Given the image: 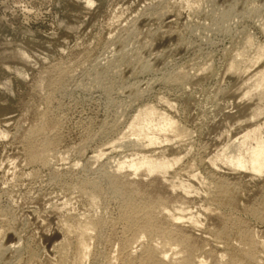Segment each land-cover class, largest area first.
<instances>
[{
  "label": "rangeland",
  "instance_id": "374dc122",
  "mask_svg": "<svg viewBox=\"0 0 264 264\" xmlns=\"http://www.w3.org/2000/svg\"><path fill=\"white\" fill-rule=\"evenodd\" d=\"M231 4L234 0H0V264H56L64 239L71 244L63 264L74 263L76 234L63 225L74 228L90 217L103 226L93 232L95 241L89 239L94 245L84 264H122L114 257L130 236L120 218L123 199L97 170L105 161L115 167L141 157L181 158L166 178L186 173L176 176L186 191L175 194L187 201L182 200L185 213L198 218L192 232L201 231L194 234L208 235L206 209L217 205L208 200L206 185L226 179L240 191L239 206L244 203L235 210L217 205L213 211L224 219L241 217L255 238H264V218L248 210L264 200V174L234 170L220 155L253 128L264 138V84L258 73L264 70V56L240 73L228 71L246 35L264 47V0H239L226 12ZM179 73L189 79L175 80ZM144 108L155 109L188 135L180 140L168 132L169 142L137 145L129 126ZM41 123L47 126L37 142L45 138L53 144L49 164L26 155V134ZM99 148L106 153L101 162L91 158ZM125 169L122 182L138 186L134 196L144 200L157 176ZM173 203L166 205L169 210L178 206ZM233 235L227 237L231 245ZM222 242H213L217 253L229 248Z\"/></svg>",
  "mask_w": 264,
  "mask_h": 264
},
{
  "label": "bare ground",
  "instance_id": "6f19581e",
  "mask_svg": "<svg viewBox=\"0 0 264 264\" xmlns=\"http://www.w3.org/2000/svg\"><path fill=\"white\" fill-rule=\"evenodd\" d=\"M198 1H200V0H198ZM238 1L239 0H234V4L228 5L226 12H231L230 9L232 10L233 7L238 5ZM241 6H243L242 3H241ZM244 7H245V5H244ZM249 7H251V6H249ZM252 7H254V6H252ZM245 8H242V9H245ZM254 8H251L252 11ZM251 9H250V11H251ZM225 14H228V13H225ZM222 17H225V15H223ZM170 23H172V21L169 22V24ZM254 42H255L254 38L251 34L246 35L244 42H243L244 43L243 49L241 48L242 50H240V52H238V53L236 51V53L234 54L235 56L232 57V59L229 62V66H228L229 72H232V74L240 73L242 71V68H244V69L246 68L247 63H249V65H250L251 63L253 64V63H256L258 60L259 61L261 60V58L264 56V47L262 45H260L259 43L255 44ZM250 50L254 51V54L256 55V56L254 55L255 56L254 57L252 55L253 52L251 53V56L254 57V58L253 57L252 58L255 62H252L253 60L250 58L251 56H249ZM246 69H249V67ZM182 73L181 74L179 73L180 75H177L175 77V80L180 81V82H184V81L189 79V74H186V73L182 74ZM258 73L261 74V79H260L262 81L261 84H264V70L258 71ZM173 78H172V80H173ZM42 114H44V113H42ZM156 116H158L157 120L155 119ZM42 119L43 118H41V120ZM39 121H37V122H39ZM45 122L47 123V121H45ZM37 124H39V123H37ZM44 125L41 123L40 125L35 126V124H34L35 127H32L29 130L28 134H26L27 135V140H26L27 141L26 142L27 148L25 147L26 153H27L26 155L28 156L30 161L33 160L36 162L38 161V162L46 163L50 159L48 157L49 156L48 153L50 151V147L53 145L52 141L49 139H45L43 137L45 141L44 142L42 141L43 142V143L41 142L42 144L41 143L39 144L38 143L39 141L37 142V139L39 137H41V135L43 134V129L46 128V126H47V125L46 126H44ZM168 132H171V133L174 132V135L176 133L177 136L176 135L175 136L179 137V138L180 137L184 138L188 135L184 132V128L181 125H179L176 122L172 121L171 119L159 114L155 109L144 108V109L138 110L137 113L134 115L133 121L129 126V132L128 133H129V135H134L135 141L137 142V145L139 143V145H141V147H143L142 145H144V141L146 142V144H145L146 146L147 145L152 146V145H156V144L160 145V140L163 142L168 141L170 139V138L169 139L166 138V134ZM161 137H163V138L161 139ZM122 138H124V137L122 136ZM132 140L134 141V138ZM180 140H181V138H180ZM135 141H134V143H135ZM169 141H171V140H169ZM130 142H132V141H130ZM132 144H133V142H132ZM99 150H100V148H99ZM105 151H107V150H105ZM103 154H106V153L105 152L103 153V150H100L99 152L97 151V153L94 156H92L91 158L94 159L95 161H100V159L103 157L102 156ZM50 155H52V151H51ZM220 155H221V158L223 159V160L221 159L222 162L223 163L225 162L227 165H229L230 168L231 167L234 168V170L246 169L247 171L251 170L252 172H254V175H255V173L264 174V138H262L259 135L258 130L256 128H253L249 131H246L241 137L236 138L233 142L231 141V144L230 145L228 144L226 151L223 150L222 154L220 153ZM50 160H53V159H50ZM180 160H181V158H179V157L174 158L172 161L155 160V159H151L148 157H141V158L134 159V160L132 159L130 161H120V162L118 161V162H116L115 167L112 165V161H111V164L109 161H105L106 163L105 162H104V164L102 163L103 164L102 166L104 168L102 166H100V168L97 170L106 176V179H107L106 182H108V185L110 186V189H111L110 191H112L116 196L120 197V199H123L122 201H123L124 205H123V208L121 209L122 212H121L120 218L125 221L126 229H127V231L130 232V234H129L130 236H128L124 240H122V243H121L122 244V247H121L122 253L118 256L116 255L114 257V259H116V261L118 260L122 264H264L263 263L264 260L262 262V259L260 257L261 256L260 254H262V252L264 251V238H261V240L255 238L256 232L253 231L254 230L253 228H252L253 230H250L248 228V226L246 225V223H244V221L242 222L241 217H238V218H240V220L235 219V218L233 219L232 216H229L230 217L229 219H224L223 215H222L223 218H221L218 215V212L213 211L215 207L217 208V205H219V207L221 205H223V207H224V205H227L230 207L233 206V209L235 207L237 209V206H239V204H240L239 199H237V193H239L240 191L239 192L237 191L236 185L231 184L229 181H228L229 183L226 182L225 181L226 179L223 180V182L222 181H220V182H214L213 181L214 183L212 186H207L205 184L206 188H207V189H205V191H207L206 193H207V196L209 198L208 200L217 204L214 208L212 207L213 210L210 209L211 207L208 208V206L206 207L208 209L204 208V210L205 209H206V211L208 210V212H207L208 221L207 222L209 223V226L208 225L207 226L209 227V233H206L208 229L204 232L205 234H208V235L207 236L202 235V234L199 235L200 232L198 235L194 234L196 231H201V229L192 232V230H195L198 228V221H197L198 218L196 219V215L194 216V214H192V213H188V214L185 213V209L188 208L186 205L187 201H185V199H182L183 196L181 197V196L176 195L177 193L175 194V190H177V189L180 190V188H181L183 191H186L185 189H187L184 187L183 182L181 183L182 180L177 179V177L183 171L180 172L178 170V172H180V173H179V175L177 174L178 176L176 175L177 177L175 176L172 179L171 178L168 179L169 177L166 178V174L168 173V170L170 168H173L175 165H177L180 162ZM48 164H49V162H48ZM112 167H114V168L111 170L110 168H112ZM107 168H109L110 170ZM125 168H127V170H128V168L131 169L132 170L131 173H133L136 176L138 174L140 175L141 172L144 173L143 176H145V177H149L147 175H152V174H155L157 176V180L154 183L151 181L153 183L152 188L149 187V188H151V190L149 189L150 190L149 195L146 196L144 200H142L143 197H141L143 195L140 196V198H141L140 201H137L136 200L137 198H135V196H134L135 194H139L137 192V190L139 189V188H137L138 186L135 187V185L132 182L129 183V181L125 182V183L122 182V181H125V179L123 180L121 178L125 174V173L124 174L122 173ZM94 170H96V169H94ZM127 170L125 169V171H127ZM173 170H174V168H173ZM235 172H237V171H235ZM172 174H175V173H172ZM184 174H186V173H184ZM172 176H174V175H172ZM130 177H131V174L129 175V179H130ZM192 177L194 178L195 175H192ZM126 178H128V176ZM131 178H133V177H131ZM195 178H197V177H195ZM173 179H177V181L180 180V182H175V181H173ZM186 179H187V177H186ZM187 183H189V182H187ZM205 183H207V182H205ZM210 183H212V182H210ZM93 185H94V187L92 186L93 188H95V189L98 188L97 187L98 184L95 181H94ZM209 185H211V184H209ZM141 186H139V187H141ZM204 188H205V186H204ZM183 191H182V193H183ZM257 191H261V190H257ZM166 192H169V194ZM172 192H174V193H172ZM203 192H202V194H203ZM187 193H188V191H187ZM262 193H264V191ZM91 194H93V193H91ZM141 194H143V193H141ZM145 194H146V192H145ZM178 194H180V193H178ZM91 196H93V195H91ZM260 196L262 197V195H260ZM260 196H259V198L261 201ZM245 197H246V195H245ZM182 200H184L186 203H184V201H182ZM201 200L203 201V199H201ZM241 200L242 199H240V201ZM256 201H257V199H256ZM168 202L169 203L170 202H174V203L176 202V204L178 203L177 204L178 206L175 207L173 209V211L169 210L168 209L169 208ZM238 202H239V204H238ZM174 203H173V205L175 206L176 204H174ZM198 203H200V202H198ZM243 203L241 202V205ZM249 204H251V203L248 202V205ZM256 204H257V206H255ZM166 205L168 206V208ZM184 205L187 208H185ZM198 205H200V204H198ZM255 205L254 206H253V204L250 205V206H252L251 209L253 208L252 211L250 209H248V210L252 213V215H254V217L256 216L257 219L259 218V220H261V218H264V200L261 201L259 204L255 203ZM173 207L171 206V208H173ZM242 208H240V209H242ZM218 209L219 208H217V210ZM240 209H238V210H240ZM244 210H245V208H244ZM249 211H248V213H249ZM220 212L222 213V211H220ZM228 214H230V213H228ZM159 217L160 218L163 217V219H167V221H166L167 225H169L168 224V221H169L170 226L164 227L162 225ZM204 217L206 220V216H204ZM90 218H88V220H85V221L80 220L83 222L79 221L78 222L79 224H77L76 227H74V228L70 227L66 223H65L66 226L63 225V227H65L64 228L65 231L71 232L73 230L74 233L76 234V238H75V239H77L76 243H75L76 248L74 250L75 253L73 252L76 255H73V256H75L74 257L75 261L72 264H84V261L86 259H88L87 257H89V255L92 252L90 249L91 245H94V244H92L91 240H89V239H92L93 235L95 236V234L93 232L98 233V231H100L102 229L103 222H101L98 219H90ZM93 218H95V217H93ZM243 220H244V218H243ZM203 223H201V224H203ZM247 224H248V222H247ZM199 228H200V225H199ZM126 229H125V231H126ZM204 229H206V228H204ZM2 232L0 231V235ZM232 232L234 234L233 238H231V242L233 245H231V243L229 241L230 239H227V237H231L229 235H231ZM196 233H198V232H196ZM253 233H255V234H253ZM262 236H264V235H262ZM256 237H259V236H256ZM225 238L229 241L230 244L228 243V241ZM222 239L227 241V242L226 241L225 242L223 241V242L225 244L228 243L227 245H229L228 246L229 248L227 247L228 250L224 251L223 253L222 252L217 253V251L219 249L218 250L216 249L217 251H215V247H213L214 246L213 242H214V244H216L217 242H220V244H221ZM232 239L236 241L235 244L233 243ZM0 241H1V239H0ZM89 241H90V243H89ZM92 241H95V240L92 239ZM206 242H208L210 244L209 247L206 246ZM70 244L67 241V239H64V240H62V242H59V252H60L59 254H61V255H59L61 257H59V258L61 260L58 259L59 260V262H57L58 264H63L64 261L66 262L65 259L68 257V253L70 252L69 251V247H70L69 245ZM225 244H222V246H227ZM216 245H218V244H216ZM230 245H231V247H230ZM132 246L136 247V249H135L136 251L134 250V247H132ZM220 251H221V249H220ZM119 253H117V254H119ZM111 258H113V257H111ZM113 261H115V260H113ZM107 262H109V261H107Z\"/></svg>",
  "mask_w": 264,
  "mask_h": 264
}]
</instances>
